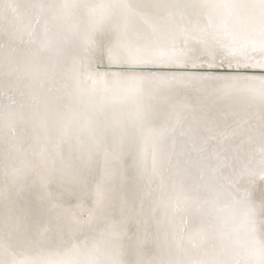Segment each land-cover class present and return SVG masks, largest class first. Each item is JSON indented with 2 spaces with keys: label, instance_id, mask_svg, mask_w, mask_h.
Returning a JSON list of instances; mask_svg holds the SVG:
<instances>
[{
  "label": "snow or ice",
  "instance_id": "1",
  "mask_svg": "<svg viewBox=\"0 0 264 264\" xmlns=\"http://www.w3.org/2000/svg\"><path fill=\"white\" fill-rule=\"evenodd\" d=\"M33 14L36 23L45 14L40 36ZM5 34L10 45L27 37L29 48L22 59L15 48L7 58L0 51V86L5 77L24 84L32 100L27 118L34 130L39 125L51 147L30 159L16 137L23 112L9 108L5 114L0 107V141L6 126L11 134L7 171L0 164V184L8 178L7 197L0 187V264H126L129 251L134 264H264V74L204 71L226 67L264 73V0H32L25 5L0 0V38ZM67 43L77 49L70 61L64 59ZM97 47L122 70L98 72L92 66ZM188 89L201 93L204 103L182 101L181 90ZM185 111L192 115L186 118ZM185 119L203 167L215 173L231 160L235 173L231 213L213 216L219 237L200 234L199 259L167 239L157 238L151 252L139 237L125 248L122 239L132 240L139 222L136 192L110 198L107 187L98 185L87 220L70 207L67 227L62 217L51 216L50 205L81 206L93 161L102 152L129 158L139 179L151 182L166 162L165 141L178 128L184 134ZM228 138L236 145L234 154L219 147ZM257 142L256 149L244 148ZM33 177L39 179L35 198ZM178 188L179 206L187 199L182 178ZM204 190L205 204L216 208L220 192L208 185ZM53 230L58 244L46 239ZM147 236L145 230V242Z\"/></svg>",
  "mask_w": 264,
  "mask_h": 264
},
{
  "label": "bare ground",
  "instance_id": "2",
  "mask_svg": "<svg viewBox=\"0 0 264 264\" xmlns=\"http://www.w3.org/2000/svg\"><path fill=\"white\" fill-rule=\"evenodd\" d=\"M32 0H20L22 5H25ZM74 3H89L93 0H69ZM83 10L81 15H83ZM45 14H39V23H36V15L32 16V24L38 36L42 35V29L44 25ZM7 24L5 28L7 29ZM25 42L15 41L11 45L9 44V38L5 34L0 38V51L7 58L10 47L17 49L16 55L22 59L25 53L28 51L29 45L27 44V37L24 38ZM77 52L76 46L67 43L64 45V59L70 61L71 57ZM251 55L259 56V52L251 53ZM219 63V60L217 61ZM93 67L98 72H118L121 71V67L117 65L109 64L106 51L101 50L99 47L95 50L93 58ZM100 67H104L102 69ZM228 70L227 72H215L205 71L214 75H233L237 74H250V75H262L260 69H239L236 70L228 68H212L205 70ZM260 71L244 72V71ZM147 71V69H145ZM23 93V94H22ZM56 94L53 93L52 105L56 106ZM181 100L187 101L193 106L202 105L204 103L202 94L196 92L193 89L181 90ZM15 101V103H13ZM32 100L29 95L28 89L24 84L17 85L15 81H9L5 77L2 86H0V107L3 108L5 114H7L9 108L17 112H23L24 120L17 122L16 124V137L23 141V148L28 151L30 159H38L41 152L45 147H51L46 140L43 139V132L39 125L35 126L28 120L27 106L31 104ZM21 105L24 108L21 109ZM192 113L185 111L184 116L190 117ZM246 127V126H245ZM184 134L181 135V129L178 128L174 137L168 138L164 143V152L167 157L166 162L160 172V175L156 176L149 182L148 177H145L143 181L139 179L135 169L132 168V162L127 157H115L111 153L107 155L105 153L98 154L92 164V173L88 177V192L86 197L82 201L80 207L76 205L67 204H53L50 205V214L52 217H62L65 227L68 226L69 221L66 217V209L69 207L73 212H83L85 220L89 216V204L94 203L95 191L97 186L107 187L110 198L124 199L130 197L133 192H136L137 202L136 208L139 212V222L136 227L133 228V239L129 240L125 236L121 243L126 249L130 245L136 242V237H139L143 247L146 251L151 252L155 250L157 238L160 243H164L165 239L173 245L179 246L183 249L184 254L193 259H199V249L202 243L201 233L211 232L212 235L219 237L220 232L217 227V222L213 220L214 215L227 216L231 213V196L230 192H235L236 188L231 186V181L235 178L233 172V163L231 160L226 165H221L216 169L215 173L203 167L202 162L199 160L198 151L193 148L195 143L198 147V141H195L192 133L188 132V120L185 119ZM52 139H55V132L50 131ZM241 135H245L244 129H241ZM40 137L38 140L37 137ZM11 140V134L5 127L4 138L0 141V155L2 160L0 164L3 165L5 171L9 167V142ZM258 141V138H257ZM258 142L253 145H244L245 149L258 148ZM222 151L234 154L236 145L231 138L225 139L219 145ZM35 153V156H33ZM203 172L204 181L200 180L201 173ZM36 179L37 187L32 191L33 198L39 191V179ZM183 179V193L186 196V201L181 198L179 206L175 199L177 192L180 191L178 184ZM205 185L217 188L220 192L219 200L216 208L210 207L205 204V201L209 199L207 192L204 190ZM0 187L4 190V195H8V178L3 177V182ZM259 192L254 194L253 199L259 204ZM167 204V209H165ZM155 209V211H154ZM222 209V211H220ZM94 210V209H93ZM100 227L103 226L101 222ZM262 227L258 224V228ZM139 229V230H137ZM87 232L89 229L87 226L82 228ZM145 230L148 233L147 241L144 240ZM240 234L243 235V227H240ZM67 238V232L65 233ZM191 238V239H190ZM48 240H56L55 230L49 232L46 236ZM229 242V237H225V243ZM126 264H134L135 256L132 252L124 257Z\"/></svg>",
  "mask_w": 264,
  "mask_h": 264
},
{
  "label": "water",
  "instance_id": "3",
  "mask_svg": "<svg viewBox=\"0 0 264 264\" xmlns=\"http://www.w3.org/2000/svg\"><path fill=\"white\" fill-rule=\"evenodd\" d=\"M102 69H105L104 67H100ZM204 71H215V72H227L228 70H220V69H214V70H204ZM244 72H254V73H257V72H260V71H251V70H248V71H244Z\"/></svg>",
  "mask_w": 264,
  "mask_h": 264
}]
</instances>
